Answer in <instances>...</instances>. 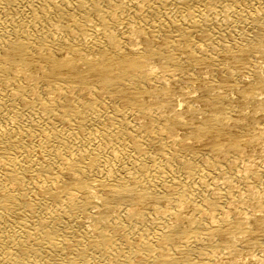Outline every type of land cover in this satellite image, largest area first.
Instances as JSON below:
<instances>
[{"label": "bare ground", "instance_id": "obj_1", "mask_svg": "<svg viewBox=\"0 0 264 264\" xmlns=\"http://www.w3.org/2000/svg\"><path fill=\"white\" fill-rule=\"evenodd\" d=\"M0 264H264V0H0Z\"/></svg>", "mask_w": 264, "mask_h": 264}]
</instances>
